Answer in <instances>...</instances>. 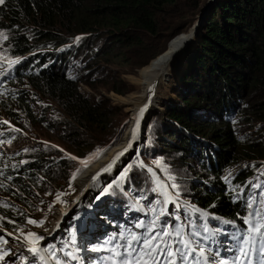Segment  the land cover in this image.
I'll use <instances>...</instances> for the list:
<instances>
[{
    "label": "trees",
    "instance_id": "16d2710c",
    "mask_svg": "<svg viewBox=\"0 0 264 264\" xmlns=\"http://www.w3.org/2000/svg\"><path fill=\"white\" fill-rule=\"evenodd\" d=\"M205 1L5 0V3L0 5V30L9 36L6 43L11 49V56L21 59L18 62L19 69L31 72L41 68L38 75H29L24 79L26 82L19 76L17 80L20 85L29 86L40 95L61 102L67 111L74 113L70 116L71 119L84 120L85 123L80 125L84 129L89 120L102 123L99 118L101 108L90 103L79 90V84L86 81L83 77L78 79L77 74L71 76L59 71L64 61L73 52L84 47L87 50L84 54L86 57H93L95 54L104 57L107 62L120 64L127 59L123 54L116 53L117 48L114 45L124 44L128 49L136 47L149 51L141 62H135L136 67H144L150 59L166 50L173 36L187 31L186 29L193 25ZM167 12L179 17V20L172 27L169 39L164 45L156 47L159 35L162 36L160 28L164 24L160 17ZM62 33L66 34L65 38ZM67 34H82L85 42L75 45L71 44L70 40L65 42ZM142 36L154 39L155 48L147 46ZM104 37L112 39L107 46L101 42ZM68 39H71V36H68ZM89 44L96 45V51ZM46 45L52 48L38 54L37 58H26L33 48H45ZM99 50L101 51L97 53ZM185 61L186 66H178L176 71L181 86L187 88L189 93L180 90L177 92V105H171L169 102L166 104L169 106L166 109L168 128L165 136L160 135V145L162 150L169 153H179V158L170 157L169 164L187 168L191 173H188L189 177L185 174L182 176L179 172L176 173L177 176H171L175 183L190 181L189 192L186 193V186L183 190L179 188V193L190 202L189 204L206 213L217 234H222L241 226V218L246 210H249V200L253 196L258 198V193L264 191V179L256 174L258 167H243L234 177L223 175L230 166L264 157V142L262 145L257 141L241 143L239 135L236 134L237 125H234L231 118L236 113L241 116L240 120L245 117L247 122L250 118L251 121L255 119L264 123V95L254 106L246 103L253 91L260 90L264 93V0H218L205 18L199 43L186 53ZM56 64L61 69H57ZM87 71L88 69L82 72ZM114 91L121 92L116 88ZM27 94L24 90L18 91L17 94L7 91V96L0 97V112L5 111L13 116L14 112L9 109V104L19 99L21 104L25 105ZM203 109L207 110L212 118L207 121L202 119L199 114ZM72 135L74 139L78 137L75 131ZM5 136L9 138L10 133ZM6 137L1 140H6ZM155 150L159 151L158 148L145 149V159L154 155ZM31 160L32 162L20 163L9 170L0 166V177L5 179L6 183L3 185L0 182L3 185L0 190L10 197V200H0L2 231L9 230L19 235L21 229L29 224L28 219H32L31 212L37 210L39 204L45 203L47 197L43 195H52L56 191L61 179L55 177L54 169L60 168L57 170L60 174L68 167L66 159H58L56 155L48 157L42 154ZM82 169L75 173V177L80 175ZM38 174L46 177L47 182H43ZM128 174V181L139 186L138 173L128 169ZM64 180L71 183L73 178ZM151 180L154 182V179ZM50 181L53 182V188L49 189L47 187ZM254 184L263 188H255ZM112 195L113 193L99 213L107 217L114 226L117 224L115 230L118 239L113 243H123L124 241L119 239L121 233L124 235L126 231L138 230L135 225L141 222L142 214L136 209L116 204ZM106 199L107 197L104 201ZM124 199L119 200L124 204ZM4 204L8 206L5 207ZM83 213L80 210L81 217L84 216ZM145 216L146 226L155 220L149 212L145 213ZM174 216L173 224L179 225V219H176L180 218L179 214L175 212ZM181 216L187 224L197 221L204 225L199 214L192 213L188 208H183ZM160 220L171 221V218L166 214ZM77 221L79 220L76 215L73 216V232L69 234L71 241L76 243L78 249H81L84 243L85 250L100 252L104 264H112L108 259L111 256L109 251L95 249L102 246L107 249L112 246L105 244V241L113 237V230L102 227L96 222L95 215L85 221V227H79ZM101 228L104 231H100ZM190 230L191 228L189 232ZM92 236L95 237L94 244L90 240ZM4 237L6 238L5 235ZM208 257L210 260L211 256Z\"/></svg>",
    "mask_w": 264,
    "mask_h": 264
},
{
    "label": "rangeland",
    "instance_id": "374dc122",
    "mask_svg": "<svg viewBox=\"0 0 264 264\" xmlns=\"http://www.w3.org/2000/svg\"><path fill=\"white\" fill-rule=\"evenodd\" d=\"M207 1L208 0L202 5V8L206 5ZM217 1L218 0L211 1L210 6H208V9L203 16L202 23L199 24V29L196 34L195 31L192 34L191 28L197 22L202 9L196 16L197 19L193 21V25H190L186 29L187 31L173 36L168 42L166 50L150 59L149 63L144 65V67H136L135 62H141L144 55L149 51L146 49L139 50L136 47L128 49V46H125L124 44H121L124 47L117 44L114 45V47L117 48L116 53L123 54V57L127 59L120 64L107 62L104 60V57H98V55L95 54L92 55L93 57H86L84 54L87 50L84 47L83 49L73 52V54L64 61L61 65L62 69L59 71L65 72L71 76L77 74L78 79L83 77L86 80L85 83H80L78 88L90 103L100 106L101 116L99 118H101L100 121L102 123L89 120L88 124L83 129L80 125L85 123L84 120L78 121L76 119H71L70 116L74 115V113L67 111L61 102H57L52 97H44L29 86H21L17 81H13L8 86V91H12L15 94L20 90H24L28 94L27 99L24 101L25 105L21 104L19 99L9 104V109L14 112L13 116L8 115L5 111L0 112V139L5 138V135L10 133V137H6V141L0 143V146L1 149L8 153L7 155L11 156H3V158L0 159V165L4 164L6 169H11L13 166L20 163L27 164L32 162L31 158H37L43 154L48 157L56 155L58 159L61 157L65 158L68 167H66V170L60 174L59 171H57L60 168L54 169V173L56 174V176H54L61 179L56 191L52 195L50 193L47 195L44 194L43 196L47 197L45 203L39 202L41 204L38 205V209L31 212L32 219L36 221L43 220V224L34 225L29 223L24 229H21L19 235L13 234L9 230L3 232L0 228V234L5 235L8 241L7 245H4L3 247L12 250L9 256L5 257L2 262L0 261V264H21L23 262L24 264H30L32 254L27 251L29 246L26 245L22 233L26 235L29 232H33L40 236H44V233L47 232L52 223H54L53 226L58 225L59 228L57 229V232L52 238H45L39 242H44L42 244L45 246L48 244L55 245L56 248L59 246L60 249H63L61 252L67 257V259L73 264H78L80 256L74 250V245H72L66 238L73 232V227H71L73 216L76 215L78 218L79 221L77 222L80 227L84 224V222L81 221L82 219L84 221V219L87 220V218H91L95 215L96 222L112 228V222L99 213L101 212L100 208L108 203L112 193V197L114 196L113 200L116 204L125 205L144 214L149 212L154 219L157 217L162 218V216L165 215L164 213H167L172 217L174 214L171 213L175 212L181 217L183 208L185 207L192 212L197 210L195 206L189 204L190 202L188 203L184 196L179 193V188L183 190V188L186 189V186L188 187L186 193L189 192L191 189L190 181L183 180L175 183L171 178V176H177L176 173L178 172L182 176L185 174L189 177L188 169L180 168L168 163L171 156L179 158V153H169L168 151L162 150L160 139L162 136H165V131L168 128L166 109L169 108V106L166 104L169 102L171 105H177L179 101L177 92L180 90H182L181 92L185 91L186 93H189L187 88L181 86L176 68H178V66H186L185 55L188 51L193 50L199 43L200 37L203 33V23L205 18L212 11ZM171 10H173V8ZM160 18L164 24L163 27L160 28L162 36L159 35L160 38L156 43V47L164 45V42L169 39L172 27H174L179 20V17L177 18V16L175 17V15L169 14V12ZM190 31L192 35H187ZM5 36L7 39L4 38ZM62 36L65 38L66 34L62 33ZM68 36H71V39H68ZM68 36L65 42H69L70 40L73 45L79 42H85L82 34H69ZM8 38L9 36L6 35L3 30H0V62L2 60L7 62L13 59L11 56V49L6 43ZM141 38H143V41L147 46L153 49L155 48V45L153 44L154 39L143 36ZM86 41L90 42V40ZM101 42L104 43V46H107L112 42V39L104 37ZM174 44H179L180 46L178 45L175 57H172L169 60L171 63L170 68H173H169V71L164 76L156 92L152 96L145 97L146 92L151 87L152 79L150 78V75L152 74L154 67L160 60H162V57L168 53V50L173 48ZM89 46H92V49L96 51V45L89 44ZM49 48L52 47L46 45L45 48H33V51L27 54L26 58L32 56L37 58L38 54L45 52ZM100 51L101 50L97 53ZM89 53L91 54V52ZM169 55L171 57L173 56V53H170ZM86 69H88V71L83 73L82 71ZM36 71L37 70L35 69L34 72ZM24 82H26V80H24ZM88 83H90L91 86ZM114 88L121 92L118 93L114 91ZM247 91L250 90L247 89ZM263 95L264 93L260 92V90L253 91L251 93V98L248 99V101L246 100L247 105L251 103V105L254 106L260 101ZM143 96L145 97L144 101H146V104L144 105V113L143 115L141 114L142 116L139 115L134 122L136 112H134L135 109L133 105L137 104ZM256 107L257 106H255V108ZM199 116L206 121L212 118L209 115V112L204 109L200 112ZM231 118L234 121V125H237L236 134L239 135L241 143L246 141H257L260 145L263 144L264 123L262 121L255 119H252L251 121L250 118H248L247 122V118L245 117L240 120L241 116L236 113L232 115ZM5 121H7V123H5ZM133 123L140 124L138 128L139 133H135V135L137 136L136 139L141 140L135 146L134 150L131 151V131L132 129L133 131L137 130V125ZM16 129H19V131H16ZM73 131H75V134L78 136L76 139L72 137ZM203 141L208 142V140ZM147 148H158L159 151L155 150V156L152 155L145 159L143 152H145V149ZM61 149H63V151H61ZM98 149L101 150L100 154L84 167L80 160L90 157L92 154L96 153ZM125 149H127V151H125ZM121 152H123V155H120L118 159H114L117 157V154ZM71 157L80 159H72ZM109 159L112 160L111 164H113L105 173L110 176L98 187L100 184L99 182L97 189L96 187L93 188V190L96 189L97 192L104 182L109 181L113 176L106 184L111 185V187L108 186L106 196L105 194L103 195V197H107V199L105 201L104 199H101V192L103 191L101 190L97 194L95 192L94 195L86 198L85 203H82L85 196L81 197L82 194L80 187L82 182L80 183V181L85 177H88V172L100 164L101 165L98 169L103 171V168L101 167L105 164L102 163ZM157 160L161 161V165L158 166L154 163V161ZM147 166H150L154 170L151 171L153 175L156 176L152 175L155 179L157 177H163L164 179L161 178L159 182L156 180L153 182L151 180L153 179L152 176L150 175V178L148 177L149 174L146 170ZM243 167H258L256 174L258 177H263L264 179V157L240 162L230 166L223 175H231L234 177L241 169H243ZM80 168L84 169H82L83 171L80 172V175L78 177L76 176L71 183L64 180L65 178L67 181L72 179L73 174L80 170ZM128 169H132L133 172L138 173V176L140 177L139 186L128 181V176L130 175L128 174ZM41 175L38 174L37 176L40 177ZM41 179L43 182H47L46 177L41 176ZM0 182L3 185H6L5 179H2L1 177ZM160 182H163L164 185H161ZM172 182L179 187L173 189L171 187ZM47 188H53V182L50 181ZM262 188L263 187L260 189ZM58 193L60 194L59 200H57ZM76 197H78L77 199L79 202L76 201L75 203L73 200ZM97 197H99V199H97ZM8 198L10 197L7 193L0 190V200H7ZM121 198H125L124 200H126V202L124 204L119 200ZM88 199H91V201ZM165 200H167V202H170L171 200V208L169 207L170 204L166 206L167 203H165ZM49 205H51V207H49ZM166 207H169L170 210L165 211ZM152 209H155V211L153 212ZM80 210L84 212L83 217L80 216ZM162 212L163 215H161ZM181 222L183 223L182 220ZM84 225L86 226V224ZM207 229L208 231L204 232L198 224L195 225L194 229L198 231L201 230L202 235L196 237V239H199L200 241L202 240L201 244L205 248H216L222 244L225 250H227L228 246L232 248L231 250H234L237 247L236 242L228 240V233H223L219 236L211 228ZM7 233H12L13 235L8 236ZM204 236L210 238L204 240ZM15 237H20V239L18 240ZM68 252H71L75 259L67 256L66 253ZM47 253L50 254V252ZM25 256L28 257L27 260L23 259ZM94 257L95 254L91 255V258ZM36 264H42L39 257L36 259Z\"/></svg>",
    "mask_w": 264,
    "mask_h": 264
},
{
    "label": "snow or ice",
    "instance_id": "6c2138e0",
    "mask_svg": "<svg viewBox=\"0 0 264 264\" xmlns=\"http://www.w3.org/2000/svg\"><path fill=\"white\" fill-rule=\"evenodd\" d=\"M5 0H0V5H3ZM7 39V37H4ZM2 75V73H0ZM143 109H141V114ZM7 123V121H5ZM19 131V129H16ZM10 143V141H9ZM130 146V145H129ZM58 147V146H53ZM63 151V149H61ZM101 150H97L96 153L92 154L90 157L81 159V164L86 167L87 164L95 159L97 155L100 154ZM127 151V149H125ZM120 155H123V152L118 153V159ZM72 159H80L76 157H71ZM158 166L161 165V161H154ZM111 167V164L108 165ZM106 171L107 168L102 169ZM79 171V170H78ZM151 171V169H150ZM98 175V174H97ZM75 178V173L73 174V179ZM10 179V177H9ZM95 179V177H93ZM0 187H3L0 184ZM111 187V185H109ZM172 188H178L176 184L171 185ZM253 187L260 188L261 185L254 184ZM108 188H105L101 192V196L106 194ZM60 194H57V200H59ZM99 199V197H97ZM167 203V200H165ZM254 205H257L254 207ZM7 207V204H4ZM51 207V205H49ZM247 207L251 211L243 217L244 224L246 228L243 231L238 230V235L235 237L237 247L234 250V255L230 260H225L223 258L216 259L220 257V252L216 251L212 254L213 259L209 261V257L205 255V248L202 246L201 241L196 239V237L201 236V231L194 230L195 223L191 222L187 226L191 229L187 235H185L184 228L185 225L179 224L174 225L169 221H160V217H157L155 220L150 221L147 226L145 222L141 221L136 224V228L144 229L140 234L135 232H130L128 237L125 238L123 233H121L119 239L123 240V243H113L117 240L116 236L111 237L109 240L105 241V244L112 245L110 248H101L95 249L97 251H109L111 256L108 258L112 261V264H264V191L259 193V198L253 196ZM154 212L155 209H152ZM196 211H199L198 209ZM163 215V212L161 213ZM203 215H206L203 214ZM2 219V218H0ZM179 219V217H176ZM14 223L13 221H9ZM30 224H43L44 221H36L31 218L27 221ZM58 227V225H57ZM200 228L207 232L208 229L204 225H201ZM8 236H12V233H7ZM24 235L25 242L30 246L27 248V251L32 254V260L30 264H36V259L39 257V260H44V256L40 255L42 251L50 252L52 256H55L57 251L55 245L48 244L43 248L36 246L39 241L45 239L44 236H40L36 233L29 232ZM20 239V237H15ZM31 238V239H30ZM210 237L204 236L203 239L207 240ZM8 241L4 236L0 235V261H3L5 257L9 256L12 252L10 248L5 249L3 246L7 245ZM61 251L63 249H60ZM211 251V250H209ZM67 256L72 257L71 252L66 253ZM23 259L27 260L28 257ZM59 264V261H57Z\"/></svg>",
    "mask_w": 264,
    "mask_h": 264
},
{
    "label": "bare ground",
    "instance_id": "6f19581e",
    "mask_svg": "<svg viewBox=\"0 0 264 264\" xmlns=\"http://www.w3.org/2000/svg\"><path fill=\"white\" fill-rule=\"evenodd\" d=\"M192 29V34L194 33V31H195V34H196V32H197V30L196 29H194V28H191ZM191 34V31H190V33L189 34H187V35H190ZM191 34V35H192ZM192 38V37H191ZM192 40V39H191ZM178 45L179 44H174L173 45V48H171V49H169L168 50V53H166L165 55H164V57H162V60H160L159 61V63L154 67V69H153V72H152V74L150 75V78L152 79V83H151V87H150V89L146 92V95H145V97H148V96H152L155 92H156V90H157V88H158V86L160 85V83L162 82V80H163V78H164V76L166 75V73L169 71V68H170V62H169V60L172 58V57H175V53H177L176 51H177V49H178ZM180 46V45H179ZM170 53H173V56H171L170 57ZM170 57V58H169ZM171 68H173V67H171ZM170 68V69H171ZM79 75V74H78ZM144 96L137 102V104H135V105H133V107H134V109H135V111L134 112H136V115H135V119H134V122H135V120H136V118H138L139 117V115H141V109H143V112H142V115H143V113H144V105L146 104V101H144V98H145ZM141 115V116H142ZM133 124H135V125H137V130L136 131H133V129H132V131H131V135H130V138H131V140H132V149H131V151L132 150H134V148H135V146L140 142V140L139 139H136L137 138V136L135 135V133H139V130H138V128H139V126H140V124L139 123H133ZM120 141H122V140H120ZM121 143V142H120ZM119 143V144H120ZM118 146V145H117ZM137 150V149H136ZM110 151V150H109ZM130 153V152H129ZM8 154V153H7ZM10 154V153H9ZM129 155V154H128ZM127 155V156H128ZM8 156V155H7ZM11 157V156H10ZM112 159V158H111ZM111 159H109V160H105L102 164H105L103 167H101V168H103V169H105V168H107V170H108V165L109 164H111V162H112V160ZM128 159V158H127ZM101 160V159H100ZM97 161H99V160H97ZM113 164V163H112ZM111 164V165H112ZM126 164V163H125ZM101 165V164H100ZM100 165H98V166H96V167H94L92 170H90L89 172H88V177H85L82 181H80V183L82 182V184H81V187H80V190H81V194H82V196L81 197H83V196H85V198H84V200L82 201V203H85V201H86V198H89L91 195H94V193L96 192V189L101 185V183L103 182V181H105L109 176L107 175V173H105L106 171H101V170H99L98 169V167L100 166ZM123 168V167H122ZM94 171H96V172H94ZM98 174V175H97ZM121 174V173H120ZM142 174V173H141ZM83 175V174H82ZM81 175V176H82ZM80 176V177H81ZM79 177V178H80ZM93 177H95V179H93ZM113 177V176H112ZM111 177V178H112ZM143 177V176H142ZM141 177V178H142ZM232 177V176H231ZM111 178L109 179V181L111 180ZM158 179L160 180L161 178H159L158 177ZM109 181H106V182H104V184L100 187V189L99 190H97V192H96V194L98 193V192H100L101 190H104L105 188H108V186L109 185H106ZM139 181V180H138ZM164 181V180H163ZM99 182H100V184H99ZM116 182V181H115ZM165 182V181H164ZM117 183V182H116ZM99 184V185H98ZM160 184L161 185H164L163 184V182H160ZM172 184H173V182H172ZM97 185H98V187H97ZM94 187H96V189H94L93 190V188ZM162 189V188H161ZM174 189V188H173ZM161 191V190H160ZM167 191V190H166ZM111 193V192H110ZM173 193V192H172ZM156 195H157V193H156ZM105 196H106V194H105ZM75 197V196H74ZM102 198H103V196H101ZM78 197H76L74 200H73V202H75L76 203V201L77 202H79V200L77 199ZM101 198V199H102ZM105 198V197H104ZM103 198V199H104ZM9 200H10V198H8ZM89 201H91V199H88ZM72 202V201H71ZM183 206H185V205H183ZM150 207V206H149ZM126 208V207H125ZM170 208H171V205H170ZM170 208H165V211L166 210H170ZM186 208V207H185ZM170 212V211H169ZM140 213V212H139ZM171 213V212H170ZM182 213V212H181ZM165 215H166V213H164ZM171 214H174V213H171ZM92 215V214H91ZM91 215H90V217H91ZM94 215V214H93ZM168 215V214H167ZM168 216H170V215H168ZM171 217V216H170ZM173 217V216H172ZM187 217V216H186ZM88 219V218H87ZM113 219V218H112ZM208 219V218H207ZM215 220H217V219H215ZM85 221H86V219H84V221H82V222H84V224H85ZM171 222V221H170ZM95 223V222H94ZM241 223V222H240ZM53 224L54 223H52L51 224V226L49 227V229L47 230V232H48V234H47V232H45L44 233V236H45V238L47 239V238H52L53 236H54V234L57 232V229L59 228V227H57V225L56 226H53ZM83 224V226L82 227H85V225ZM98 224V223H97ZM104 224V223H103ZM116 224V223H115ZM121 224V223H120ZM73 225V224H72ZM216 225V224H215ZM116 226H117V224H116ZM80 227V226H79ZM51 228V229H50ZM221 228V227H220ZM223 228V227H222ZM228 228V227H227ZM236 228V227H235ZM118 229V228H117ZM197 229V228H196ZM226 229V228H225ZM49 230H50V232H49ZM75 230V229H74ZM4 231V230H3ZM117 231V230H116ZM201 231V230H200ZM221 233V232H220ZM225 234V233H224ZM202 235V234H201ZM62 236V235H61ZM215 236V235H214ZM224 236V235H223ZM213 238V237H212ZM215 238H217V237H215ZM80 239V238H79ZM202 239V238H201ZM216 240V239H215ZM219 240V239H218ZM202 241V240H201ZM210 242V241H209ZM226 242H228V241H226ZM42 243H44V242H38V244H36V246L37 247H39V248H43V247H45V245L44 244H42ZM214 243V242H213ZM26 245L27 246H30L27 242H26ZM223 245V244H222ZM78 249V247H75V250H77ZM24 252V251H23ZM21 255V254H20ZM40 255H43L44 256V260H40V262L42 263V264H57V261H59V264H60V259H61V256H64V257H66L62 252H61V250H60V248H59V246H57V251H56V253H55V256L53 257L52 256V254L50 253H47L46 251H42L41 253H40ZM28 256V255H27ZM26 257V256H25ZM65 259V258H64ZM13 261V260H12ZM71 263V262H70ZM21 264H24V262L23 263H21ZM26 264V263H25Z\"/></svg>",
    "mask_w": 264,
    "mask_h": 264
},
{
    "label": "water",
    "instance_id": "95a60500",
    "mask_svg": "<svg viewBox=\"0 0 264 264\" xmlns=\"http://www.w3.org/2000/svg\"><path fill=\"white\" fill-rule=\"evenodd\" d=\"M211 1H213V0H208L207 3H206V5L202 8V11H201V13H200V16H199L197 22L195 23V25H193L192 28H194V29H196V30L199 29V24L202 23V21H203V16H204V14L206 13V10L208 9V6H210ZM143 127H144V126H143Z\"/></svg>",
    "mask_w": 264,
    "mask_h": 264
},
{
    "label": "clouds",
    "instance_id": "9594fccd",
    "mask_svg": "<svg viewBox=\"0 0 264 264\" xmlns=\"http://www.w3.org/2000/svg\"><path fill=\"white\" fill-rule=\"evenodd\" d=\"M55 66L57 67V69H60V68H58V67H59V65H57V64H56ZM4 101H5V100H4Z\"/></svg>",
    "mask_w": 264,
    "mask_h": 264
}]
</instances>
